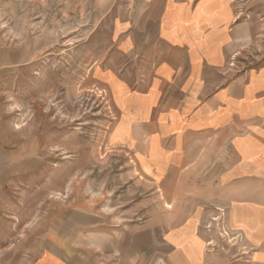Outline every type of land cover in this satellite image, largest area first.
<instances>
[{"label":"rangeland","instance_id":"1","mask_svg":"<svg viewBox=\"0 0 264 264\" xmlns=\"http://www.w3.org/2000/svg\"><path fill=\"white\" fill-rule=\"evenodd\" d=\"M133 2L0 0V264L26 262L50 234L73 246L67 264H170V229L196 201L166 200L116 145L125 126L99 74L124 64L111 33ZM236 3L251 28L232 55L245 72L264 66V0ZM227 214L213 204L201 217L204 264H251Z\"/></svg>","mask_w":264,"mask_h":264},{"label":"crops","instance_id":"2","mask_svg":"<svg viewBox=\"0 0 264 264\" xmlns=\"http://www.w3.org/2000/svg\"><path fill=\"white\" fill-rule=\"evenodd\" d=\"M250 31L236 0H135L114 23L124 64L99 74L125 126L116 145L164 184L166 200L196 201L170 229V264L208 262L198 230L213 204L227 208L251 264H264V66L241 72L232 60ZM178 231L187 244L173 241ZM192 233L198 247L189 246ZM34 242L39 250L21 264H67L68 241L50 234Z\"/></svg>","mask_w":264,"mask_h":264},{"label":"bare ground","instance_id":"3","mask_svg":"<svg viewBox=\"0 0 264 264\" xmlns=\"http://www.w3.org/2000/svg\"><path fill=\"white\" fill-rule=\"evenodd\" d=\"M166 208L170 209V208H171V206H170L169 204H166Z\"/></svg>","mask_w":264,"mask_h":264}]
</instances>
